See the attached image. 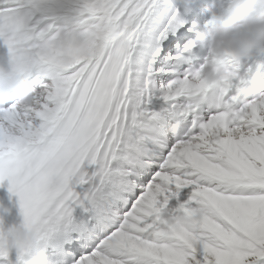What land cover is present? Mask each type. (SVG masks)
Instances as JSON below:
<instances>
[{
	"label": "snow or ice",
	"instance_id": "6c2138e0",
	"mask_svg": "<svg viewBox=\"0 0 264 264\" xmlns=\"http://www.w3.org/2000/svg\"><path fill=\"white\" fill-rule=\"evenodd\" d=\"M185 7L0 0L36 91L0 102V186L53 264H264V96L239 69L205 98Z\"/></svg>",
	"mask_w": 264,
	"mask_h": 264
},
{
	"label": "clouds",
	"instance_id": "9594fccd",
	"mask_svg": "<svg viewBox=\"0 0 264 264\" xmlns=\"http://www.w3.org/2000/svg\"><path fill=\"white\" fill-rule=\"evenodd\" d=\"M208 12V21L189 43L207 51L200 75L207 88L205 98L211 99L210 94L222 86L230 70L236 73L243 62L264 54V0H226ZM243 90L264 96V62L257 63ZM35 96V89L25 72L16 67L14 58L7 53L0 57V102L14 99L31 104ZM48 244L27 216L20 214L18 221L9 224L0 220V251L10 254L15 250L22 264H46Z\"/></svg>",
	"mask_w": 264,
	"mask_h": 264
},
{
	"label": "bare ground",
	"instance_id": "6f19581e",
	"mask_svg": "<svg viewBox=\"0 0 264 264\" xmlns=\"http://www.w3.org/2000/svg\"><path fill=\"white\" fill-rule=\"evenodd\" d=\"M222 3H226V0H185V13H184V19H185V23L188 22V16L187 13L189 11H191L192 9L197 10L195 13V19H202L203 15L208 12V9L210 8H214L219 6ZM198 14V15H196ZM206 23V22H205ZM204 24H199L198 28H192L191 31H187V29L190 27L188 24V26L186 25L185 27V31L186 32H192L195 33V31H197L198 29H202L204 27ZM194 24V23H193ZM191 36V35H190ZM189 36V37H190ZM172 55H174V52L172 51ZM206 55H207V51H206ZM264 61V54L258 55L256 57H253L245 62L242 63L241 67H240V75H242L245 79V81H248L249 77L244 76V73L246 71H248L249 69H252L253 73H255L256 71V65L258 62H262ZM161 102L159 100L154 99L152 104L149 105V107H153V106H158Z\"/></svg>",
	"mask_w": 264,
	"mask_h": 264
},
{
	"label": "rangeland",
	"instance_id": "374dc122",
	"mask_svg": "<svg viewBox=\"0 0 264 264\" xmlns=\"http://www.w3.org/2000/svg\"><path fill=\"white\" fill-rule=\"evenodd\" d=\"M185 24H187V23H185ZM188 26V25H187Z\"/></svg>",
	"mask_w": 264,
	"mask_h": 264
}]
</instances>
